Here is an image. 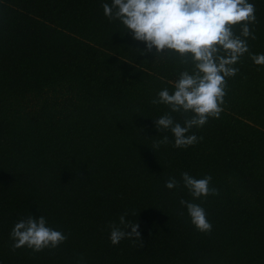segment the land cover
<instances>
[{
	"label": "trees",
	"instance_id": "trees-1",
	"mask_svg": "<svg viewBox=\"0 0 264 264\" xmlns=\"http://www.w3.org/2000/svg\"><path fill=\"white\" fill-rule=\"evenodd\" d=\"M111 2L0 0V264H264V65L245 54L220 117L192 129L202 141L176 148L155 126L170 109L151 101L174 91L185 66L141 55L145 43L104 15ZM249 2L250 52L264 54V0ZM164 135L170 143L154 147ZM182 172L211 175L219 190L194 201L211 233L180 205L192 201ZM171 177L180 185L169 190ZM124 213L140 241L113 246L108 225ZM29 215L66 242L13 251L11 230Z\"/></svg>",
	"mask_w": 264,
	"mask_h": 264
},
{
	"label": "clouds",
	"instance_id": "clouds-1",
	"mask_svg": "<svg viewBox=\"0 0 264 264\" xmlns=\"http://www.w3.org/2000/svg\"><path fill=\"white\" fill-rule=\"evenodd\" d=\"M102 8L109 20L120 21L134 40L145 43L146 51L140 52L141 55L153 50L155 56L174 54L185 66L173 83L174 91L170 93L164 88L151 101L170 109L155 120V126L160 133L171 132L176 148H187L202 141L203 137H197L192 129L202 128L209 119L220 117L227 80L239 73L235 65L245 54L254 64L264 65V54L251 53L248 44L249 39H256L250 26L257 23L255 4L249 0H112L111 4L103 3ZM237 25L239 34L235 30ZM171 113L180 114L183 123ZM169 143V136L164 135L155 141L154 147ZM181 181L192 201L181 199L180 205L186 208L197 231L211 233L213 225L205 208L194 202L219 195V190L212 186L211 175L198 179L182 172ZM179 185L180 181L174 177L165 183L169 190ZM126 216L124 213L119 217V224L108 225L113 246L124 239L140 241L138 223L126 222ZM129 228L131 232L127 231ZM10 238L13 251L27 247L39 253L58 248L68 237L50 227L43 215L38 218L29 215L14 224Z\"/></svg>",
	"mask_w": 264,
	"mask_h": 264
}]
</instances>
